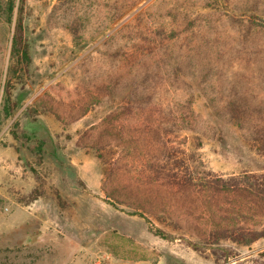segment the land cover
Instances as JSON below:
<instances>
[{
    "label": "rangeland",
    "instance_id": "1",
    "mask_svg": "<svg viewBox=\"0 0 264 264\" xmlns=\"http://www.w3.org/2000/svg\"><path fill=\"white\" fill-rule=\"evenodd\" d=\"M7 1L0 264H264V0Z\"/></svg>",
    "mask_w": 264,
    "mask_h": 264
},
{
    "label": "trees",
    "instance_id": "2",
    "mask_svg": "<svg viewBox=\"0 0 264 264\" xmlns=\"http://www.w3.org/2000/svg\"><path fill=\"white\" fill-rule=\"evenodd\" d=\"M15 12V2L14 0H8L7 4L5 6V14L7 17V20L9 22H11L12 17L14 15ZM12 62L9 68V73H8V84L10 83L11 80H13L14 77H20L22 74V72L27 73V63L29 62V51H28V44L24 35V27H23V23H22V19L21 17L18 20V25L16 27V30L13 34V43H12ZM10 100H11V95L8 89L5 90V103H4V107L1 111L0 114V123L2 121V115L4 117H10L12 114V110L10 107ZM217 181V180H216ZM241 180H237L234 181L233 183H228L229 186L231 185H235V186H240V184H243L242 182H240ZM263 182H261L264 185V180H262ZM244 183H246V185L250 184V181H244ZM227 185V183H225V186ZM250 186V185H249ZM2 200L0 199V204H1ZM263 232H259V231H255L254 232V237H258L259 235H262ZM237 234V232L235 233ZM231 234V237H233V240H237L238 243L241 242V239H243V234L242 232H239V237L238 234ZM235 235V236H234ZM241 236L243 238H241ZM251 240V238H250ZM248 239V241H250Z\"/></svg>",
    "mask_w": 264,
    "mask_h": 264
},
{
    "label": "crops",
    "instance_id": "3",
    "mask_svg": "<svg viewBox=\"0 0 264 264\" xmlns=\"http://www.w3.org/2000/svg\"><path fill=\"white\" fill-rule=\"evenodd\" d=\"M20 212H21V211H20ZM21 213H22V212H21ZM21 213H20V214H21ZM25 214H27V213H25ZM18 215H19V214H18ZM18 215H16V216H14V217L11 218V221H12V222L10 223V225H11V230H12V231H13V230H16L17 225L19 226V225L21 224V223H17V222H16V220H17V218H18V217H17ZM23 215H24V214H23Z\"/></svg>",
    "mask_w": 264,
    "mask_h": 264
}]
</instances>
